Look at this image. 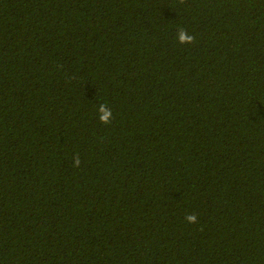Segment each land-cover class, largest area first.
<instances>
[{"label":"trees","instance_id":"trees-1","mask_svg":"<svg viewBox=\"0 0 264 264\" xmlns=\"http://www.w3.org/2000/svg\"><path fill=\"white\" fill-rule=\"evenodd\" d=\"M0 264H264V0H0Z\"/></svg>","mask_w":264,"mask_h":264},{"label":"clouds","instance_id":"clouds-1","mask_svg":"<svg viewBox=\"0 0 264 264\" xmlns=\"http://www.w3.org/2000/svg\"><path fill=\"white\" fill-rule=\"evenodd\" d=\"M178 40L180 44H193L195 43V36L190 35L187 31H185L183 28H181V30L179 31L178 34ZM99 112L101 113L99 119L100 122L105 124V125H110L112 123L113 120V113L111 111V109L108 107V105L105 104H101L99 106ZM81 164V160L79 158V156L77 155L76 157H74V167H80ZM185 220L187 223L189 224H196L198 222V217L196 214H187L185 216Z\"/></svg>","mask_w":264,"mask_h":264}]
</instances>
